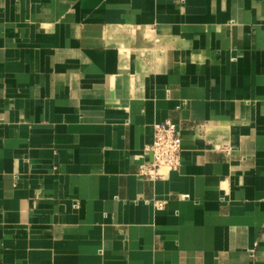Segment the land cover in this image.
<instances>
[{"label":"crops","instance_id":"1","mask_svg":"<svg viewBox=\"0 0 264 264\" xmlns=\"http://www.w3.org/2000/svg\"><path fill=\"white\" fill-rule=\"evenodd\" d=\"M0 264H264V0H0Z\"/></svg>","mask_w":264,"mask_h":264},{"label":"built area","instance_id":"2","mask_svg":"<svg viewBox=\"0 0 264 264\" xmlns=\"http://www.w3.org/2000/svg\"><path fill=\"white\" fill-rule=\"evenodd\" d=\"M152 141L145 146L143 152L149 159L139 166L138 173L148 180H154L164 172L176 169L180 164L181 137L176 124L165 120L154 124ZM161 207V201H155Z\"/></svg>","mask_w":264,"mask_h":264}]
</instances>
